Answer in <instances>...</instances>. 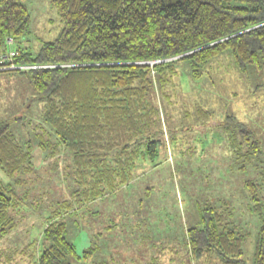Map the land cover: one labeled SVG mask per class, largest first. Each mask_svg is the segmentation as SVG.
<instances>
[{
    "label": "trees",
    "instance_id": "trees-1",
    "mask_svg": "<svg viewBox=\"0 0 264 264\" xmlns=\"http://www.w3.org/2000/svg\"><path fill=\"white\" fill-rule=\"evenodd\" d=\"M62 30L37 55L17 50L12 64L29 76L45 103L44 121L70 157L73 196L88 206L130 184L158 143L167 145L166 124L157 95L179 81L178 65L199 78L203 68L230 51L247 72L264 66V0H52ZM31 27L25 0H0V52L24 38ZM7 55V54H0ZM203 113L206 111L200 108ZM238 128L242 144L260 153L253 130L233 115L219 123ZM45 148V147H44ZM24 150L0 120V238L18 227L25 175L35 172ZM264 183V170L261 173ZM251 211L261 220L254 264H264V202L259 184L247 181ZM66 213V212H65ZM95 214V213H93ZM56 212L44 229L43 248L34 243L8 246L5 264H73L81 259L67 238V223ZM200 226L188 233L194 257H218L223 264L243 260L245 232L216 207L206 208ZM92 255L88 250L84 258Z\"/></svg>",
    "mask_w": 264,
    "mask_h": 264
},
{
    "label": "rangeland",
    "instance_id": "rangeland-1",
    "mask_svg": "<svg viewBox=\"0 0 264 264\" xmlns=\"http://www.w3.org/2000/svg\"><path fill=\"white\" fill-rule=\"evenodd\" d=\"M51 1L25 0L30 32L7 43L0 52L7 55L0 58L17 50L37 55L44 43L57 38L63 25ZM178 69L179 81L160 88L156 99L167 145L158 143L157 155H147L130 184L88 206L72 194L70 157L44 121L45 103L29 76L0 72V120L9 122L17 142L31 151L36 169L22 177L21 193L28 194L18 227L0 238V264H5L10 244L32 242L42 250L44 229L56 212L81 257L73 264H223L218 257H194L188 243L189 231L200 226L201 214L210 206L245 232L243 260L254 264L261 220L250 209L245 184H259L264 202V66L242 72L227 51L209 62L199 78L190 76L185 62ZM231 115L253 130L260 153L241 143L234 125H218ZM0 180L10 181L1 166ZM88 250L92 255L84 258Z\"/></svg>",
    "mask_w": 264,
    "mask_h": 264
},
{
    "label": "built area",
    "instance_id": "built-area-1",
    "mask_svg": "<svg viewBox=\"0 0 264 264\" xmlns=\"http://www.w3.org/2000/svg\"><path fill=\"white\" fill-rule=\"evenodd\" d=\"M18 55L17 51H11L10 54L8 56H5L3 59L6 61H10L11 63H13L14 58ZM21 67H17L14 64H12L9 69H18Z\"/></svg>",
    "mask_w": 264,
    "mask_h": 264
}]
</instances>
